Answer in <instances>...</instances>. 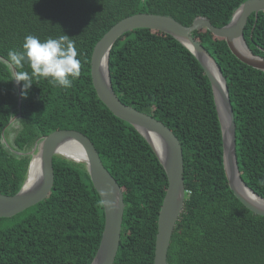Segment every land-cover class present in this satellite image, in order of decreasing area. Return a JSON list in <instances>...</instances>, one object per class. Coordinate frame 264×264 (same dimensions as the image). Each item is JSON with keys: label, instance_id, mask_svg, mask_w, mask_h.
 Listing matches in <instances>:
<instances>
[{"label": "trees", "instance_id": "1", "mask_svg": "<svg viewBox=\"0 0 264 264\" xmlns=\"http://www.w3.org/2000/svg\"><path fill=\"white\" fill-rule=\"evenodd\" d=\"M247 0H0V194L21 188L42 137L62 129L84 134L123 192L119 248L113 264H153L156 223L167 188L165 172L139 133L100 102L90 77L99 39L138 13L170 16L189 26L197 17L222 27ZM73 39L80 76L69 89L11 81L4 64L26 35ZM192 37L225 78L234 114L236 158L243 183L264 199V72L238 61L223 39L202 29ZM248 49L264 58V12L243 30ZM24 70L30 71L27 65ZM119 101L167 126L183 155L185 201L169 242L167 264H264V217L230 191L210 83L194 56L171 36L150 29L122 35L109 55ZM18 124L7 145L2 131ZM49 196L11 218H0V264H90L104 214L83 163L53 158Z\"/></svg>", "mask_w": 264, "mask_h": 264}, {"label": "water", "instance_id": "2", "mask_svg": "<svg viewBox=\"0 0 264 264\" xmlns=\"http://www.w3.org/2000/svg\"><path fill=\"white\" fill-rule=\"evenodd\" d=\"M259 12H264V0H247L234 11L229 22L219 28L212 26L203 17H197L189 26H184L170 16L147 13L133 14L114 24L93 47L90 58V77L97 98L113 116L126 122L139 133L154 153L167 178V188L156 223L153 264H167L166 257L171 235L184 206L185 189L181 145L172 131L162 122L119 101L110 81V51L116 40L125 33L136 29H150L171 36L194 56L210 83L220 125L223 168L228 187L233 196L248 211L264 217V207L249 199L244 190L262 202L264 199L251 191L239 175L235 152L234 114L225 78L208 51L192 37L195 31L204 29L214 37L223 39L230 53L238 61L264 72V58L254 55L248 49L243 38V30L249 16L254 14L256 20ZM208 64L212 65V70ZM221 113L224 116L223 121ZM14 119L12 118L9 124ZM148 134L154 136L163 145L164 154L162 157L158 155L156 147L147 137ZM3 137L4 131L2 132ZM67 142H74L83 149L86 159L82 163L85 165L86 172L103 208V231L99 246L90 264H113L120 243L124 210L123 192L103 166L91 141L78 131L56 130L34 144L29 153L31 159L27 173L32 161L37 159L39 163L37 177L29 187L26 186L25 178L19 191L12 196L0 194V218L14 217L49 196L54 181L53 158L58 156V148Z\"/></svg>", "mask_w": 264, "mask_h": 264}, {"label": "clouds", "instance_id": "3", "mask_svg": "<svg viewBox=\"0 0 264 264\" xmlns=\"http://www.w3.org/2000/svg\"><path fill=\"white\" fill-rule=\"evenodd\" d=\"M4 64L12 72L11 81L22 82V96L34 79H45L53 86L69 89L79 78L81 68L75 42L64 34L45 40L26 35L19 50H8ZM25 65L30 71L24 70Z\"/></svg>", "mask_w": 264, "mask_h": 264}, {"label": "bare ground", "instance_id": "4", "mask_svg": "<svg viewBox=\"0 0 264 264\" xmlns=\"http://www.w3.org/2000/svg\"><path fill=\"white\" fill-rule=\"evenodd\" d=\"M208 67L212 70V65L208 64ZM222 116V121L224 119L223 114L221 113ZM147 137L151 140V142L154 144V146L156 147V150L158 152V155L160 157L163 156L164 154V147L161 144L160 141H158L154 136L148 134ZM58 155L63 156L71 161H75L77 163H82L85 161L86 157H85V153L83 151V149L76 143L74 142H67L65 144H63L60 148H58L57 150ZM38 160L34 159V161H32L28 173H27V177H26V186L29 187L30 185H32L37 177V172H38ZM243 186V185H240ZM245 194L249 197V199H251L253 202L259 204L260 206L264 207V202L260 201L259 199H257L256 197H254L251 193H249L247 190H244Z\"/></svg>", "mask_w": 264, "mask_h": 264}, {"label": "rangeland", "instance_id": "5", "mask_svg": "<svg viewBox=\"0 0 264 264\" xmlns=\"http://www.w3.org/2000/svg\"><path fill=\"white\" fill-rule=\"evenodd\" d=\"M11 125L12 126L8 127L6 130H4V139H3V142H6L7 145L10 144V142L14 138V136H15V129L19 127L17 123H15V124L12 123ZM31 149L28 151L29 153H30ZM58 156L64 158L63 156H60V155H58Z\"/></svg>", "mask_w": 264, "mask_h": 264}]
</instances>
